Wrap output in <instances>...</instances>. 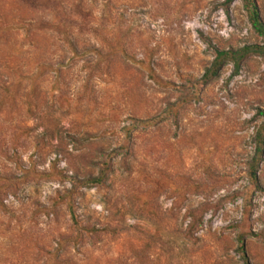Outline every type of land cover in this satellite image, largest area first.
I'll use <instances>...</instances> for the list:
<instances>
[{"label": "rangeland", "instance_id": "374dc122", "mask_svg": "<svg viewBox=\"0 0 264 264\" xmlns=\"http://www.w3.org/2000/svg\"><path fill=\"white\" fill-rule=\"evenodd\" d=\"M246 2L0 0V264H264Z\"/></svg>", "mask_w": 264, "mask_h": 264}, {"label": "trees", "instance_id": "16d2710c", "mask_svg": "<svg viewBox=\"0 0 264 264\" xmlns=\"http://www.w3.org/2000/svg\"><path fill=\"white\" fill-rule=\"evenodd\" d=\"M236 0H226V5H232ZM246 8L250 15V20L255 31L264 38V23L260 19V15L257 9V6L254 0H247ZM252 55H257L260 57H264V47L258 45L246 46L244 48L238 49L236 51H217V58L212 63L211 67L207 69L205 76L203 77V81L208 83L213 79H216L220 76L222 69L226 66L227 63L231 62L234 65L233 77H239L241 74V67L244 60ZM260 115L264 117V112H260ZM264 159V129L258 132L256 136V152L255 156L250 162L249 165V178L253 185L261 189L259 183V171L260 166ZM100 179H95L90 181L91 183H99ZM245 237H240V247L239 253L244 261V264H250L249 257L246 252L245 247Z\"/></svg>", "mask_w": 264, "mask_h": 264}]
</instances>
